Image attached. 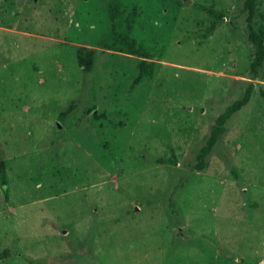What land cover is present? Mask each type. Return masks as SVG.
I'll return each instance as SVG.
<instances>
[{
    "label": "rangeland",
    "instance_id": "rangeland-1",
    "mask_svg": "<svg viewBox=\"0 0 264 264\" xmlns=\"http://www.w3.org/2000/svg\"><path fill=\"white\" fill-rule=\"evenodd\" d=\"M117 1L0 0V264H264V61L250 72L246 0ZM81 46L98 51L88 74ZM143 59L154 76L133 87Z\"/></svg>",
    "mask_w": 264,
    "mask_h": 264
},
{
    "label": "trees",
    "instance_id": "trees-1",
    "mask_svg": "<svg viewBox=\"0 0 264 264\" xmlns=\"http://www.w3.org/2000/svg\"><path fill=\"white\" fill-rule=\"evenodd\" d=\"M109 9L113 10V7L118 8L117 0H109L108 2ZM246 7L248 10L247 17V27H248V39L255 47V54L253 60L250 64V72L255 74L258 68L262 65L264 61V31L256 32L253 27V18L256 10V2L255 0H246ZM216 20H221L223 15L222 13H217L214 10L210 12ZM116 18V14L111 11L110 19L114 23V19ZM216 22V21H215ZM212 23L211 30L216 26V23ZM114 35V42L116 44L121 45L125 50L132 54H143L145 57V53L143 52V47L136 46L135 42L130 40V38L125 34L118 33L114 28L112 30ZM98 51L97 49L88 48L81 46L76 50V61L78 65L81 67L82 72L84 74H88L93 70V66L96 60V55ZM139 72L136 76L132 86H137L141 82L146 79H152L154 76V63H150L147 60L143 59L140 61ZM262 98L264 101V93H262ZM250 100V88L247 89L245 95L241 100H238L228 106L223 113H221L217 118L215 123L212 125L210 134L206 138V143L204 147L200 150L198 156L197 166L200 170H203L207 166V158L210 155L214 145L217 143L220 135L225 132L226 123L232 118V116L242 107H244ZM72 107H69L68 110L62 112L60 114L61 119H65L66 115L71 112ZM120 125L117 124L116 127ZM171 162L175 163V159H171ZM0 183L2 185L4 199L7 201L9 196V179L7 175V164L4 160L0 161Z\"/></svg>",
    "mask_w": 264,
    "mask_h": 264
}]
</instances>
